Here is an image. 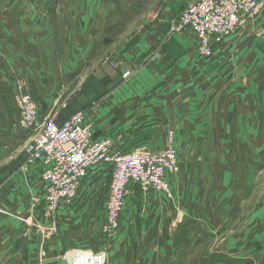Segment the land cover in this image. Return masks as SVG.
<instances>
[{
  "label": "crops",
  "instance_id": "crops-1",
  "mask_svg": "<svg viewBox=\"0 0 264 264\" xmlns=\"http://www.w3.org/2000/svg\"><path fill=\"white\" fill-rule=\"evenodd\" d=\"M194 1L162 0L159 7L163 14L155 15L156 27L150 40L146 34L150 43L141 48L149 54L142 62L129 66L132 76L128 80H123L122 73L126 69L121 66L114 71L101 72L93 70L95 65L83 79L89 68H80L87 63L88 48L70 55L71 58L77 56L71 65H63L62 55L57 53L59 40H52L51 46L44 44L50 37L46 21H50L48 24H64L66 21L62 17L34 18L28 22L33 26V35L42 40L27 42V34L18 33L15 41H22L18 46L23 49L19 52L24 56V68H20V55L15 45H10L11 49L6 47L7 55L0 48V201L3 207L15 214L28 215L32 197H42L44 192L41 177L44 165L40 162L26 164V147L32 131L24 130L18 124L19 112L13 96L19 87L17 72L24 73L30 85L40 121L44 105L49 109L59 106L53 113V121L59 125L74 113L84 111L87 120L93 124L94 138L110 139L113 149L124 153L137 150L161 152L166 148L167 128L171 124L178 160L181 161L179 132L184 129L205 130L208 125L210 127L207 128H211V124H204L210 119L209 112L205 113L206 107L216 93L217 81L213 79L214 72L210 66L226 62L229 55L224 50L239 35H231L215 46L212 56H201L198 37L192 31L170 32L171 24L178 19L182 9ZM118 2L123 11L133 7L132 0ZM165 5H168V10ZM93 6L98 10L79 18L80 21L75 20V23L98 27L101 19L97 13L106 4L96 1ZM95 30L98 31L95 36L100 37L99 28ZM83 32L82 29L81 35ZM79 41L83 40L80 38ZM218 118L220 122L226 119L224 116ZM181 173L167 175L174 194L176 192L173 199H167L154 190L145 192L138 186L130 189L120 229L113 238L105 239L108 244L107 264H189L190 250L194 253L195 246L203 242L209 232L205 219H190L191 210L198 215L201 213L199 202L195 203L191 197L176 200ZM111 175L108 164L89 170L73 204L59 209L57 232L49 238H45L46 230L42 228L46 223L42 200L33 213L36 222L33 226L26 227L13 216L0 215V264H40L43 244L46 264H66L64 252L68 249L99 252L105 240L101 243L87 241L84 225L87 222L88 229L99 233L100 206L104 201L105 219ZM220 215L218 212L215 219H222ZM176 217L181 222L172 225ZM147 228L151 232L146 231ZM262 229L264 211L243 221L241 230L220 246L214 264H249L255 258H261L264 253ZM23 230L28 231V236L22 235ZM134 243L137 247L132 250ZM196 264H213V258L207 255Z\"/></svg>",
  "mask_w": 264,
  "mask_h": 264
},
{
  "label": "rangeland",
  "instance_id": "rangeland-1",
  "mask_svg": "<svg viewBox=\"0 0 264 264\" xmlns=\"http://www.w3.org/2000/svg\"><path fill=\"white\" fill-rule=\"evenodd\" d=\"M96 1L106 4L97 13L101 19L100 25L93 27L75 23V20L80 21L79 18L98 10L95 8L96 4L91 7ZM132 2L133 7L123 11L118 0H0V48L3 54L7 55L6 47L11 49L10 45H15V50L20 55V68H24V56L19 52L23 49L18 46L22 41H15L18 33L27 34V42L33 39L42 40L33 35V26L28 22L34 18L41 20L45 17H62L66 21L64 24H48L50 21H46L45 26L49 29L50 37L44 44L51 46L52 40H59L57 53L62 55L60 59L63 65H71L73 60H77V56L71 58L70 55L79 54L83 48H88L87 63L80 68H89L83 79L91 73L94 65V71H114L121 66L126 69L124 72H127L131 69L129 66L142 62L145 55L148 56L149 53L141 51V48L150 43L151 34L156 27L155 18L163 14L161 6L159 7L162 0ZM165 7L168 10V5ZM257 12L244 28L232 34L239 35L224 50L225 54L229 55L226 62L210 66L214 72L213 79L217 81L216 93L205 110V113L209 112L211 122L209 119L208 122L204 121V124H211V128H207L210 127L208 125L205 130L184 129L179 132L178 145L180 144L182 159L178 160L175 169L170 173L171 175L182 172L177 185L180 190L179 197L176 200L191 197L195 203L199 202L201 213L198 215L191 210V218L188 217L201 221L205 219L209 232L208 237L195 246L194 253L190 250L189 264H196L207 255L212 256L214 264L220 246L230 241L241 230L243 221L257 212L264 211V3ZM105 20L108 23L105 24ZM95 28H99L100 37L95 36L98 34ZM82 29L84 32L81 35ZM170 32L181 33L172 31L171 27ZM80 38L83 41H79ZM25 61L27 62V59ZM24 76V73L17 72L16 79L19 86L31 94L30 85ZM58 108L59 106L55 109L43 106L41 126L31 132L28 144L32 143L48 122L54 120L53 113ZM220 116H224L225 121L220 122ZM169 129L174 130L171 124L167 131ZM170 188L175 198L176 192L174 194L172 187ZM0 204L2 206L1 201ZM103 207L104 201L100 206L99 233L88 229L87 222L84 225L87 234L84 238L92 243H101L103 239L108 241L113 238L107 236L102 228L106 219L103 218ZM216 210L220 212L219 217L222 219H215L218 214ZM209 214L212 217H206ZM0 215L5 216L1 212ZM176 219L177 217L172 221V225L181 222ZM147 230L151 232L150 228ZM260 232L262 235L264 229ZM107 241L105 240L98 252L103 254L105 264ZM134 247H137L135 243L132 250ZM75 252L72 249L65 250L66 264H72ZM39 260L40 264H46L44 258ZM249 264H264V253L261 258H255Z\"/></svg>",
  "mask_w": 264,
  "mask_h": 264
},
{
  "label": "built area",
  "instance_id": "built-area-1",
  "mask_svg": "<svg viewBox=\"0 0 264 264\" xmlns=\"http://www.w3.org/2000/svg\"><path fill=\"white\" fill-rule=\"evenodd\" d=\"M263 3L264 0H196L182 9L170 27L176 32L192 31L198 37L200 55L209 57L215 46L244 28ZM131 76V70L122 75L123 80ZM13 96L19 112V126L32 132L38 129L41 122L32 95L19 86ZM27 153L26 164L40 162L44 165L41 174L43 195L32 197L28 215L14 214L1 204L0 212L13 216L27 227L33 226L36 224L33 213L42 200L45 204L46 223L42 227L46 230L45 238L57 232L59 209L73 204L89 170L100 164H109L112 173L102 227L109 237L120 229L127 196L133 187L138 186L145 192L154 190L165 198H173L167 179L178 162L172 129L167 131V145L161 152L137 150L124 153L113 149L112 140L94 138L93 124L87 120L86 112L79 111L61 125L48 122L28 144ZM22 235L28 236V231L23 230ZM43 245L40 256L45 259L47 254ZM74 254L72 264H105L103 254L90 249H78Z\"/></svg>",
  "mask_w": 264,
  "mask_h": 264
}]
</instances>
